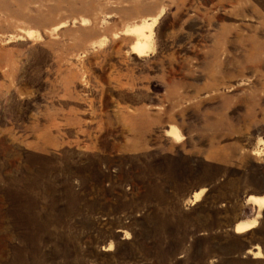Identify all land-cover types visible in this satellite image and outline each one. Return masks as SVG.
Returning a JSON list of instances; mask_svg holds the SVG:
<instances>
[{"label": "rangeland", "instance_id": "rangeland-1", "mask_svg": "<svg viewBox=\"0 0 264 264\" xmlns=\"http://www.w3.org/2000/svg\"><path fill=\"white\" fill-rule=\"evenodd\" d=\"M258 135L264 0H0V264H264Z\"/></svg>", "mask_w": 264, "mask_h": 264}, {"label": "bare ground", "instance_id": "bare-ground-1", "mask_svg": "<svg viewBox=\"0 0 264 264\" xmlns=\"http://www.w3.org/2000/svg\"><path fill=\"white\" fill-rule=\"evenodd\" d=\"M148 27H151V26L147 22H144L143 24L139 25L138 27L136 26L133 29H131V31L133 33H135L139 36V40L133 45V51L139 55L145 54L147 49L149 48V42H148L149 35H147L145 33V31H146L145 29H147ZM172 135H173V133H172ZM178 135L179 134H176V136H178ZM176 136H174V137H176ZM176 139H177V137H176ZM249 201L256 204V205H260V206L264 205V198L251 197L249 199ZM255 224H256V220H254L252 222L241 223L237 226V232L238 233L246 232V231L254 228Z\"/></svg>", "mask_w": 264, "mask_h": 264}, {"label": "clouds", "instance_id": "clouds-1", "mask_svg": "<svg viewBox=\"0 0 264 264\" xmlns=\"http://www.w3.org/2000/svg\"><path fill=\"white\" fill-rule=\"evenodd\" d=\"M257 142L260 144H264V137L258 135L257 136Z\"/></svg>", "mask_w": 264, "mask_h": 264}]
</instances>
